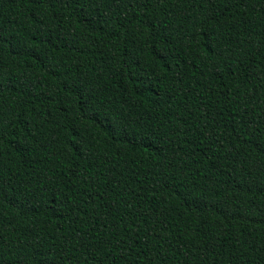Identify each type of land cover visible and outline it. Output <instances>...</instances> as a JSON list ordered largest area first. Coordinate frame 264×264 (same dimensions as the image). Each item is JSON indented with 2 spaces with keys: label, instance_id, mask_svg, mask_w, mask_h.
<instances>
[{
  "label": "trees",
  "instance_id": "obj_1",
  "mask_svg": "<svg viewBox=\"0 0 264 264\" xmlns=\"http://www.w3.org/2000/svg\"><path fill=\"white\" fill-rule=\"evenodd\" d=\"M0 264H264V0H0Z\"/></svg>",
  "mask_w": 264,
  "mask_h": 264
}]
</instances>
